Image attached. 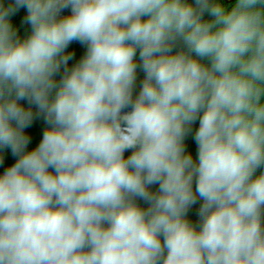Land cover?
I'll use <instances>...</instances> for the list:
<instances>
[{"label":"clouds","instance_id":"1","mask_svg":"<svg viewBox=\"0 0 264 264\" xmlns=\"http://www.w3.org/2000/svg\"><path fill=\"white\" fill-rule=\"evenodd\" d=\"M9 153L0 264H264V0H0Z\"/></svg>","mask_w":264,"mask_h":264},{"label":"trees","instance_id":"2","mask_svg":"<svg viewBox=\"0 0 264 264\" xmlns=\"http://www.w3.org/2000/svg\"><path fill=\"white\" fill-rule=\"evenodd\" d=\"M5 2H10V0H5ZM70 14V10H66L64 13H62V15H68ZM26 15V10L25 9H21L15 16L12 17V20L15 24L19 25L21 28V33L24 36H27L30 34V26L22 24L21 21L23 19V17ZM74 48H76L77 50V59L79 58V56L83 55V49L79 46V45H73ZM71 50V49H70ZM75 61H72L70 63H74ZM143 78V74H140V79ZM26 104V102H25ZM27 106V105H26ZM35 111V108L33 109ZM46 127V125L43 123V121L41 120H37L34 123L33 128L30 130L35 134V139L33 141V144L30 145V148L35 147L36 144L39 142V139L41 138L42 135V131L43 129ZM190 149L193 152V154L195 155V143L194 142H190ZM127 155V154H126ZM8 160L7 163L4 166H0V173L3 172L4 168L9 166L11 163H13L14 161L12 160L10 153L8 154ZM142 206H147L144 205L143 202H140ZM198 207V206H197ZM190 217L195 221L196 220V216H195V209L190 213Z\"/></svg>","mask_w":264,"mask_h":264}]
</instances>
